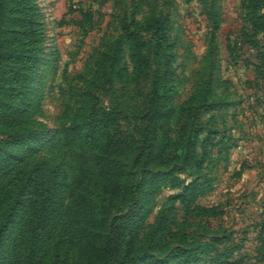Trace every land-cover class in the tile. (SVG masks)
Masks as SVG:
<instances>
[{
	"label": "rangeland",
	"instance_id": "rangeland-1",
	"mask_svg": "<svg viewBox=\"0 0 264 264\" xmlns=\"http://www.w3.org/2000/svg\"><path fill=\"white\" fill-rule=\"evenodd\" d=\"M7 6L5 30L14 31L10 19L28 12L41 32L32 40L4 33V58L12 59L15 75L0 83V128L22 123L43 132L26 161L60 163L72 182L80 146L60 139L93 105L99 115L121 120L133 141L155 138L154 163L146 168L154 194L143 210L142 238L166 211L177 220L171 232L190 235L189 250L184 245L175 260L167 254L179 245L152 248L161 264H215L219 254L216 264H264V30L255 34L252 21L260 16L264 29V0H9ZM156 16L168 30L160 48L148 30ZM125 17L142 34L144 70H136L128 40L118 42ZM114 43L124 58L112 67L104 57ZM155 72L162 98L157 126L138 116L148 107ZM134 157L128 152V168ZM25 214L13 217L9 242ZM216 236L224 242L207 248ZM143 243L149 248L150 241Z\"/></svg>",
	"mask_w": 264,
	"mask_h": 264
},
{
	"label": "trees",
	"instance_id": "trees-1",
	"mask_svg": "<svg viewBox=\"0 0 264 264\" xmlns=\"http://www.w3.org/2000/svg\"><path fill=\"white\" fill-rule=\"evenodd\" d=\"M8 2L0 0V83L3 77L13 79L15 75V67L10 64L12 59L4 58L7 50L4 33L9 32L14 38L26 34L31 40L41 33L37 32L38 20L28 12L10 19L14 31L5 30ZM131 21L128 22L127 17L123 19V37L118 42L123 38L128 40L136 70H144L148 62L142 57L143 37L138 32V23ZM252 21L255 34L264 30L260 16L253 17ZM148 24L156 47H163L168 41L166 20L156 16ZM213 29L214 32L217 26ZM123 53L121 43L115 44L104 61L115 67L123 60ZM156 74L149 88L148 107L138 115L154 126L158 125L156 105L161 104L162 99L157 92ZM99 111L100 115L93 105L86 107L80 118L65 128L64 137L60 139L64 146L74 141L80 146L81 153L77 157L81 168L72 182L66 180L60 163L26 161L36 144L43 140L40 137L43 132L22 123L13 124V128H0V183L4 167L10 166L6 173L9 178L0 184V264H161L152 251H163L161 245L164 247L170 242L179 246L170 250L166 259L172 261L182 255L181 249L188 245L190 235L171 232L172 224L177 222L172 211L162 213L154 227L145 233L149 248L145 249L143 243L146 241L141 232L145 225L143 210L154 194L151 188L154 178L148 179L152 172H147L146 168L154 163L155 138L140 137L133 141L131 135H125L121 120ZM15 114L11 121L19 119ZM5 117L2 115L3 119ZM128 152L135 155L130 168L126 160ZM9 160H13L14 165ZM23 211L26 218L11 243L7 235L9 226L13 217ZM178 224L183 226V223ZM178 239L181 240L178 242ZM212 239L206 244L207 248H215L225 237ZM182 250L189 249L186 246ZM218 256L211 262L216 264Z\"/></svg>",
	"mask_w": 264,
	"mask_h": 264
}]
</instances>
